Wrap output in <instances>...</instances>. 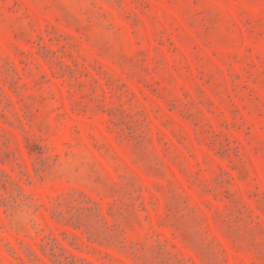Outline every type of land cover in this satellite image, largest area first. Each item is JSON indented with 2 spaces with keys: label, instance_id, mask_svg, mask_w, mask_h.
<instances>
[{
  "label": "rangeland",
  "instance_id": "obj_1",
  "mask_svg": "<svg viewBox=\"0 0 264 264\" xmlns=\"http://www.w3.org/2000/svg\"><path fill=\"white\" fill-rule=\"evenodd\" d=\"M0 264H264V0H0Z\"/></svg>",
  "mask_w": 264,
  "mask_h": 264
}]
</instances>
